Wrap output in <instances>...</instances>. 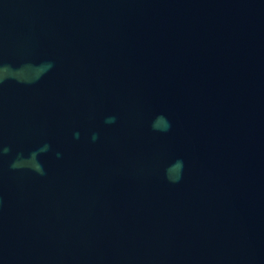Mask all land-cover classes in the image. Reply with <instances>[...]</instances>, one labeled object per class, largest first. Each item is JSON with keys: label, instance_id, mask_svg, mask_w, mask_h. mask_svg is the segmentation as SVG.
Masks as SVG:
<instances>
[{"label": "water", "instance_id": "95a60500", "mask_svg": "<svg viewBox=\"0 0 264 264\" xmlns=\"http://www.w3.org/2000/svg\"><path fill=\"white\" fill-rule=\"evenodd\" d=\"M0 264H264V0H0Z\"/></svg>", "mask_w": 264, "mask_h": 264}]
</instances>
